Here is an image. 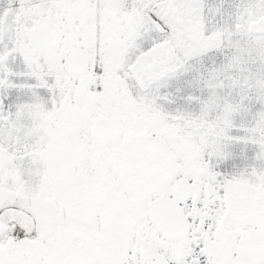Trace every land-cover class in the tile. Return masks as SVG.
I'll return each mask as SVG.
<instances>
[{
  "label": "snow or ice",
  "instance_id": "6c2138e0",
  "mask_svg": "<svg viewBox=\"0 0 264 264\" xmlns=\"http://www.w3.org/2000/svg\"><path fill=\"white\" fill-rule=\"evenodd\" d=\"M0 264H264V0H0Z\"/></svg>",
  "mask_w": 264,
  "mask_h": 264
}]
</instances>
